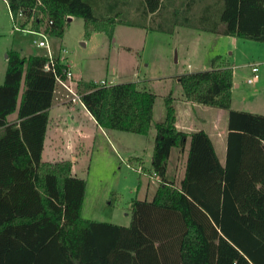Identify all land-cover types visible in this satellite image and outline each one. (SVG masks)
<instances>
[{"label": "trees", "instance_id": "16d2710c", "mask_svg": "<svg viewBox=\"0 0 264 264\" xmlns=\"http://www.w3.org/2000/svg\"><path fill=\"white\" fill-rule=\"evenodd\" d=\"M128 1L5 0L15 27L58 37L69 16L83 19L86 36L98 31L111 37L116 24H130L122 16ZM195 1L186 0L182 22L170 23L190 24ZM205 3L195 17L204 23L198 28L264 42V0ZM214 5L217 18L210 20ZM160 6L161 0H143L142 17ZM47 60L43 53L6 52L0 83V264H264V114L231 107L229 63L216 55L210 68L177 75L185 100L227 110L221 163L204 129L176 127L171 93L164 97V119L154 121L156 94L139 82L74 81L63 60L53 57V69L46 68ZM56 76L75 84L102 128L137 134L155 129L150 168L138 171L156 175L158 185L150 199L129 200L127 224L83 217L85 178L72 173L70 159H42ZM13 112L17 119L8 120ZM187 141L183 176L175 184L166 177L168 157Z\"/></svg>", "mask_w": 264, "mask_h": 264}, {"label": "rangeland", "instance_id": "374dc122", "mask_svg": "<svg viewBox=\"0 0 264 264\" xmlns=\"http://www.w3.org/2000/svg\"><path fill=\"white\" fill-rule=\"evenodd\" d=\"M211 1L197 0L193 3L194 16H190V24H171L174 18L179 22L184 20L186 0H161L160 9L145 19L142 17L143 0H129L122 16L130 24H116L111 37L98 31L86 36L83 19L73 17L66 24L62 36L45 34L46 41L51 55L68 64L66 70H71L73 77L96 82L105 79L112 83L140 78L146 89L157 94V103H163L169 93L178 97L183 92L176 74L185 70L210 68L211 59L220 55L221 61L234 64L235 78L239 82L238 89L233 90L232 107L264 114V42L258 45L253 40L198 28L203 20L195 17L199 16L198 12H204L205 2ZM174 10L176 14H173ZM216 18L214 5L209 19ZM137 23L144 26H137ZM159 26L169 31L156 29ZM40 38L41 35L36 32L13 26L5 0H0V83L6 76L7 50L16 49L26 57L30 54H46V47L36 44ZM255 61L261 63L258 71L260 79L247 83V78L251 76L247 64ZM66 82L76 92L73 83L69 80ZM251 88H255L257 93L250 94ZM68 94L72 95L69 91ZM74 100L76 102L72 108L63 107L51 115L61 114L62 134L66 137L63 140L64 149L67 152L83 149L77 152V165L80 166L74 167L75 172L78 168L82 169L78 176L86 180L82 215L98 221L127 224L130 217L127 211L129 200L132 197L150 199L158 181L156 175H152L153 180L143 176L137 172L136 165L130 167L123 159L129 154H138L143 157L145 166L150 167L155 129H150L148 134L105 129L107 132L104 136L98 130L88 128L83 130V134L87 133L84 137L79 128L74 126L86 124L87 112L78 99ZM89 134H94V139ZM82 140L83 146L78 145ZM57 154V157L68 158V153L63 149H58ZM143 170L146 168L143 167ZM150 180L154 184H149Z\"/></svg>", "mask_w": 264, "mask_h": 264}, {"label": "crops", "instance_id": "0c3cea01", "mask_svg": "<svg viewBox=\"0 0 264 264\" xmlns=\"http://www.w3.org/2000/svg\"><path fill=\"white\" fill-rule=\"evenodd\" d=\"M72 18L73 17H71V19ZM230 36H232V35H230ZM255 42H258L259 43L258 45H260L262 43L260 41H255ZM223 61L230 64V62H228L226 60H223ZM252 63H258V66L261 64L260 62H256V61L252 62ZM248 64L250 65V63H248ZM248 64H247V68L249 70L248 72H250ZM230 65H231L232 70H233V85L231 88V94H233L234 88L238 89L239 82L236 81V78H235V71L233 69L234 64L232 63ZM187 66L190 67L189 64ZM195 70H198V69H195ZM188 71H194V70H185L183 72H188ZM183 72H180V74ZM177 75H179V74H176V78H177ZM73 78L77 80V78H75V77H73ZM259 79H260V75H259ZM134 81H137L140 83V85H143L144 87H146L140 78L136 79ZM21 87L24 88L23 80L21 81L20 88ZM250 90H252L250 94L257 93V90L255 88H251ZM20 96H21V93H20V89H19L18 101L20 100ZM232 97H233V95H232ZM172 98H173L172 104H173V107L175 109V125H176V127L178 129H181V130H184L187 132H191V131H194V130L200 129V128L204 129L208 133V135L210 136V139L213 143V146H214V149H215V152L218 156L219 161L221 163H224L225 156H226V136H227V131H228V127H227V114H228V112H227V110L222 109V108L208 107V106L198 104L196 102L185 100L182 93H180L178 95V97L173 95ZM157 100H158V96L156 94V99H155L154 106H153V119H154V121H160V120L164 119V116H165L164 100H163V103H161V102L157 103ZM75 102H76V100H72V95L68 94V90L65 87H63L60 84H57L55 86V89L53 91L52 103L48 109L49 123L47 126L46 136H45L43 150H42V159L44 161H57L59 159H68L70 156L69 159L72 162V166H71L72 173H74L75 175L78 176V172H81L82 169L78 168L75 172L74 167L80 166V165H77L78 164L77 152L82 151L83 149L78 150L76 148V149H74V151H68V152L64 149L65 145H64L63 140H64V138L66 139V137L62 134L63 133V126H62V122H61V119H62L61 114L56 113L57 114L56 116H55V114L51 115L53 113V111H60V110H62L63 107H66L68 109L72 108V105ZM80 104L85 109V111L87 112L86 113L87 118L85 119V121H87V122H86V124L85 123L84 124H75L74 128L78 127L82 136L87 134V133L83 134V130H86L88 128H94V129L98 130L100 134L106 136L107 131H105L104 128H102L100 125H98L95 122L94 118L86 110V108L81 103V101H80ZM231 107H232V101H231ZM16 117H17V112H13L7 116V119L8 120H16L17 119ZM89 136H92V139H94V134L93 135L89 134ZM47 141H49L48 143L50 144L49 149L47 148V146H48ZM80 144L83 146V144H84L83 140L81 142L79 141L78 145H80ZM187 147H188V141L182 150H180L177 147H173L171 152H170V155L168 157L166 177L169 179H172L175 184H178L179 181L181 180L182 176H183ZM58 149H63L64 152L68 153V155H67L68 158H66V157L62 158L60 156L57 157L58 156V154H57ZM72 153H75V154H72ZM129 157L133 158V160L130 161ZM123 160H125L130 167H132L133 165H136L134 167L137 169V172H139L138 169L141 167L142 168L145 167L146 169L150 168V167L145 166V164H144L145 161H144L143 157L141 155H138V154H129ZM150 160H151V158H150ZM150 160H149V163H150ZM134 167H133V169H134ZM140 174H142L143 176H147L143 172L142 173L140 172ZM151 178L152 177H150V179ZM153 179L154 178H152V180ZM149 184H154V182L150 180ZM156 187L154 188V191H155ZM85 192H86V190H85ZM153 193H152V195H153ZM83 203H84V201H83ZM82 211H83V205H82V209H81V214H82Z\"/></svg>", "mask_w": 264, "mask_h": 264}, {"label": "built area", "instance_id": "2783aa9c", "mask_svg": "<svg viewBox=\"0 0 264 264\" xmlns=\"http://www.w3.org/2000/svg\"><path fill=\"white\" fill-rule=\"evenodd\" d=\"M16 28H19V27H16ZM23 30L29 31L27 29H23ZM32 32H36V33H38V34L41 35V38L38 41H36V44L38 46L46 47V49H47L46 55H47L48 60L46 61L45 66H46V68H50V69L52 68L53 69V61H52L53 57H52L51 52L49 50L48 43L46 41L45 33L42 32V31H32ZM249 67H250V71H251V76H249L247 78V83H254L259 78V73H258L259 66H258V63H251L249 65ZM66 75L70 79L71 72L70 71H67L66 72ZM56 80H57V82L60 85H62L63 87H65L72 94V99L73 100L76 98V99H78L80 101L79 95L73 90V88H71V86L69 84H67V82L63 78H60V77L56 76ZM99 83L100 84H110L112 82H106L105 79H101L99 81Z\"/></svg>", "mask_w": 264, "mask_h": 264}, {"label": "water", "instance_id": "95a60500", "mask_svg": "<svg viewBox=\"0 0 264 264\" xmlns=\"http://www.w3.org/2000/svg\"><path fill=\"white\" fill-rule=\"evenodd\" d=\"M70 19H71V17L69 16V17H68V21H69Z\"/></svg>", "mask_w": 264, "mask_h": 264}]
</instances>
